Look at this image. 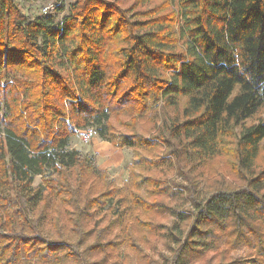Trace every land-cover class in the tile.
Instances as JSON below:
<instances>
[{"label": "trees", "instance_id": "trees-1", "mask_svg": "<svg viewBox=\"0 0 264 264\" xmlns=\"http://www.w3.org/2000/svg\"><path fill=\"white\" fill-rule=\"evenodd\" d=\"M0 264H264V0H0Z\"/></svg>", "mask_w": 264, "mask_h": 264}, {"label": "rangeland", "instance_id": "rangeland-1", "mask_svg": "<svg viewBox=\"0 0 264 264\" xmlns=\"http://www.w3.org/2000/svg\"><path fill=\"white\" fill-rule=\"evenodd\" d=\"M15 1L17 3L18 7L23 12V14H25L30 19L42 17L43 15H45V14L42 15V9L44 7H51L49 12L46 14V16H55L57 24L62 23L63 18L68 14V12L70 10V6L74 3V0H65L64 1L65 11H64V13L59 15L57 13V4L53 0H47L44 3H26L22 0H15ZM89 129H92L95 132H97V128L95 126L87 128L84 131H88ZM79 135H80V133L77 132L76 136H74L72 138L71 145H70L71 149L78 150L83 155L92 156L94 159H96V162H97L98 161L97 160L98 154L94 151V145H93L92 141L96 136H97L96 138H99L98 134L93 139H91L89 142L83 141L79 137ZM101 141H103V140H101ZM103 142H106V141H103ZM121 150H123V155L124 154L126 155L125 161L119 162L117 164H113L107 170H104V172H106L109 175L110 179H112L115 182L116 187L119 189H123L126 186L128 180H129V177H130L129 176L130 175V168H131V165L134 161V156H133L132 150L127 149V148L121 149ZM109 155L106 156L108 159L112 158L113 160H116V159L121 158V154H117V155L109 154ZM97 166H98V164H97ZM173 180L177 181L180 184H183L182 179L178 178V176H176L175 173H173ZM229 181L231 182V180H229ZM40 182H41V178L37 177L35 179L34 186L35 187L38 186L40 184ZM187 207H189V204ZM157 246H158L157 250H161V248H163V245L160 243H157ZM239 251L237 253L238 255H239V253L243 252L242 250L240 252ZM148 253L147 254L149 255L150 258L154 257V258L158 259L157 256L152 255L150 252H148ZM163 253L166 255V254H168V251L163 250Z\"/></svg>", "mask_w": 264, "mask_h": 264}, {"label": "crops", "instance_id": "crops-1", "mask_svg": "<svg viewBox=\"0 0 264 264\" xmlns=\"http://www.w3.org/2000/svg\"><path fill=\"white\" fill-rule=\"evenodd\" d=\"M96 137L93 139L92 142L94 145V151L98 154L97 164L101 170H103V171L107 170L113 164H117L119 162L125 161L126 155L125 154H124L125 156L123 155V150L117 149V148L113 147L111 144H109L107 142H103V141H101V139L96 138ZM109 154H115V155L121 154V158L116 159V160H113L112 158L108 159L106 156Z\"/></svg>", "mask_w": 264, "mask_h": 264}, {"label": "built area", "instance_id": "built-area-1", "mask_svg": "<svg viewBox=\"0 0 264 264\" xmlns=\"http://www.w3.org/2000/svg\"><path fill=\"white\" fill-rule=\"evenodd\" d=\"M50 8L51 7H44L42 9V14L46 15L49 12ZM79 133H80L79 137L85 142H89L91 139H93L97 135V132H95L92 129H89L88 131H81Z\"/></svg>", "mask_w": 264, "mask_h": 264}]
</instances>
